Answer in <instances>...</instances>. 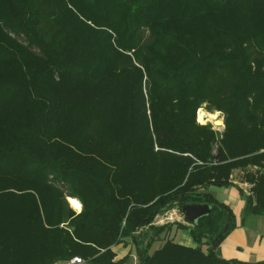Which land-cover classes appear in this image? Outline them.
Returning a JSON list of instances; mask_svg holds the SVG:
<instances>
[{
    "label": "trees",
    "instance_id": "16d2710c",
    "mask_svg": "<svg viewBox=\"0 0 264 264\" xmlns=\"http://www.w3.org/2000/svg\"><path fill=\"white\" fill-rule=\"evenodd\" d=\"M212 187L264 218V0H0V264H126L128 241L139 264H253L222 258L236 216Z\"/></svg>",
    "mask_w": 264,
    "mask_h": 264
},
{
    "label": "rangeland",
    "instance_id": "374dc122",
    "mask_svg": "<svg viewBox=\"0 0 264 264\" xmlns=\"http://www.w3.org/2000/svg\"><path fill=\"white\" fill-rule=\"evenodd\" d=\"M35 51L38 52V50H35ZM201 110L204 113H209V114L218 113V118L221 119L223 121V123H225L224 121H225V118H226V114L223 113V112H213L212 113V112H209L207 110V108H205V107H202L201 109H199V111L197 113V122L199 124H201V125H210L212 127V130H214V132L216 134H218V141L221 140L223 138V135H224L225 124H223L221 126V125L217 124L218 122L216 120H212V119H208V118H206L204 122L199 121L198 114H199V112ZM217 148H218V145L214 149L215 153H217ZM245 173H246V171L243 170V169H236L233 172L232 177L230 178V180L234 184H235V182H237V184L240 185L241 188H243L248 194H250L249 191L252 189L253 186L250 183L242 184L241 180H239L242 177H244ZM209 192H210V194H212V196L215 198V200L218 203H225L226 198L224 197L222 188H220V187H212V188H210ZM42 199L48 201L47 203L44 202L47 205L46 207H48V205L51 206V208H52L51 215L52 216H55L58 213L62 214V211H66L68 213H75L76 215L79 214L82 211V209L80 211L75 209V207L73 205V201H72V206L73 207L70 205L69 199H71V198H67L65 203H64V205H63V203H61L62 199L59 197V195H55V193H53V192L46 193ZM74 201L79 203V204H81L79 199H76ZM32 211L33 210L30 209L27 212V214L29 215ZM233 212H234V215L236 216V214H238V212H239V209L238 210H233ZM173 222L182 223V224L188 226V223L185 221L184 215L178 209L172 210V211L160 216L158 218V220H157V225H165L167 223H173ZM232 233H233V230L224 239L223 243L226 242L228 238H230L229 237L230 235H231V237H236V235H232ZM170 236L172 237V239L176 243H179V244H182V245H185V246H189V247H196L197 246V243L195 242V240L192 237V235H191L189 230H183V229L178 228L177 226H174L172 228V230H171ZM221 255H222V258L224 260H226V261H235V262L242 261V262L253 263V264L256 263V262L264 261V260H257L256 261L255 259H251L249 257V255H247V254L244 255L243 253H238L232 247L228 248L226 251L223 250ZM247 258L250 259V260H248ZM243 259H245V260H243ZM29 264H39V263H38V261L36 262L35 260H31L30 259Z\"/></svg>",
    "mask_w": 264,
    "mask_h": 264
},
{
    "label": "crops",
    "instance_id": "0c3cea01",
    "mask_svg": "<svg viewBox=\"0 0 264 264\" xmlns=\"http://www.w3.org/2000/svg\"><path fill=\"white\" fill-rule=\"evenodd\" d=\"M235 185L241 188L237 182H235ZM222 189L224 197L226 198L224 204L229 206L232 210L239 209V212L236 214V228L232 233V235H236V237L229 236L231 239L228 238L221 246V254L223 250L226 251L228 248L232 247L238 253L249 255L251 259H255L256 261L264 260V218L261 216L246 214L244 200L239 195L236 188L225 187ZM128 242L113 247V250L116 253L115 260H120L128 256L126 264H139L133 244ZM57 264L70 263L59 262Z\"/></svg>",
    "mask_w": 264,
    "mask_h": 264
},
{
    "label": "water",
    "instance_id": "95a60500",
    "mask_svg": "<svg viewBox=\"0 0 264 264\" xmlns=\"http://www.w3.org/2000/svg\"><path fill=\"white\" fill-rule=\"evenodd\" d=\"M223 121L219 125H223ZM212 211L211 205H187L182 208V214L185 216L189 225L198 224L199 220L210 215Z\"/></svg>",
    "mask_w": 264,
    "mask_h": 264
},
{
    "label": "bare ground",
    "instance_id": "6f19581e",
    "mask_svg": "<svg viewBox=\"0 0 264 264\" xmlns=\"http://www.w3.org/2000/svg\"><path fill=\"white\" fill-rule=\"evenodd\" d=\"M198 118H199V121H202L204 122L206 118L208 119H212V120H216L218 123L217 124H221L222 123V120L218 118V113H214V114H209V113H204L202 110L199 112L198 114ZM79 205V207H77L75 204L74 207L76 210L80 211L81 210V204L77 203Z\"/></svg>",
    "mask_w": 264,
    "mask_h": 264
},
{
    "label": "built area",
    "instance_id": "2783aa9c",
    "mask_svg": "<svg viewBox=\"0 0 264 264\" xmlns=\"http://www.w3.org/2000/svg\"><path fill=\"white\" fill-rule=\"evenodd\" d=\"M84 260H82V258L79 257H75L73 258V260H71L70 264H84Z\"/></svg>",
    "mask_w": 264,
    "mask_h": 264
},
{
    "label": "snow or ice",
    "instance_id": "6c2138e0",
    "mask_svg": "<svg viewBox=\"0 0 264 264\" xmlns=\"http://www.w3.org/2000/svg\"><path fill=\"white\" fill-rule=\"evenodd\" d=\"M73 204H75L77 207H79V205L77 204V202L73 201Z\"/></svg>",
    "mask_w": 264,
    "mask_h": 264
}]
</instances>
